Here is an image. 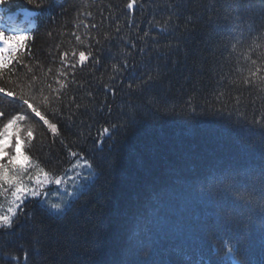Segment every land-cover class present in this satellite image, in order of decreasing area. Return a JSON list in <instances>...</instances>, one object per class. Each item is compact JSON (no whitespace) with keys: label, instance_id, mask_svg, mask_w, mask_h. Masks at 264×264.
I'll list each match as a JSON object with an SVG mask.
<instances>
[{"label":"trees","instance_id":"16d2710c","mask_svg":"<svg viewBox=\"0 0 264 264\" xmlns=\"http://www.w3.org/2000/svg\"><path fill=\"white\" fill-rule=\"evenodd\" d=\"M19 1L12 4L20 5ZM129 2L64 0L56 5L54 0L55 20L49 19L38 31L31 51L18 59L22 64L11 67L24 79L34 73L38 86L58 87L54 74L61 67V53L68 51L71 59L72 50L78 55L89 45L94 52L103 49L99 64L90 57L67 77L76 83L64 89L63 102L42 109L58 132L31 116L34 139L25 145L34 166L28 172L35 176L43 168L49 173L46 182L61 178L70 192L76 190L68 183L75 172L65 176L72 165L66 169L70 158L61 139L94 162L98 173L90 183L98 174L101 177L81 196L85 201L73 218L48 214L44 205L35 212L34 205L26 208L32 219L0 237V264H169L175 251L202 244L200 252H207L219 246L220 234L227 238L229 233L240 250L252 247L250 255L264 257L259 183L248 185L256 198L251 204L229 192L209 191L217 180L237 176L243 185L242 173L258 176L264 169V132L235 114L242 113L249 122L264 118V93L242 81L247 75L246 48L237 45L233 50L229 43L225 17L239 11L236 6L242 0H140L138 10L148 13L150 20L144 30L131 24L125 10ZM243 3L252 9L250 15L264 11L261 0ZM138 20L144 23L142 16ZM125 59L128 71L115 73L113 65L123 67ZM149 74L157 82L144 87L140 80ZM9 79L17 76L6 69L0 86L11 88L4 83ZM6 102L7 110L13 111L16 105ZM130 113L134 119L126 131L112 141L105 136L99 150L96 144L103 129ZM25 182L34 186L26 177ZM45 185L53 201L54 181ZM10 199V193L0 196V212L6 211ZM225 214L234 219L222 228ZM258 230L257 240L251 242V232Z\"/></svg>","mask_w":264,"mask_h":264},{"label":"snow or ice","instance_id":"6c2138e0","mask_svg":"<svg viewBox=\"0 0 264 264\" xmlns=\"http://www.w3.org/2000/svg\"><path fill=\"white\" fill-rule=\"evenodd\" d=\"M261 3L264 4V0H261ZM7 4L8 0H0V5ZM26 4L32 6V11L37 13L35 17L37 22L34 26L29 22L28 28L17 26L9 30L4 23L0 22V77L4 75V69L6 68L9 73L17 76L15 80L9 79L4 82L5 85L11 84V88L0 86V94L8 98L9 105H16L11 113L0 106V196H7L9 193L11 196V199L7 200L8 207L6 211L0 212V230L12 229L21 219H32L33 214L30 211L25 212L29 204L36 202L30 198H39V203L44 205L45 211L51 215L63 214L66 208L71 207L70 199L78 198L74 192H69L65 189L61 194L60 203L51 201L41 191L44 181L40 180L39 174L34 176L28 172L31 157L25 152V144L34 139V131L28 121L31 116L38 117L40 121H43L44 125H47L51 132L57 133V125L46 118L42 109L52 108L57 101L63 102L64 89L68 87L69 83H76L74 78L70 82L67 81V77L73 74L78 66H85L90 57L95 64H99L100 53L103 51L102 48H96L94 52L92 51V46L89 45L87 51L81 50L78 52V55L75 50H72L71 59H69L68 51L61 53V67L57 68L54 74V81L59 85L58 87H53L51 83L46 88L38 86L37 81L39 77L32 73L31 68H28V73L32 74H26L27 79L21 78L18 72L14 68H8V65L16 59L18 52L31 51L28 48L27 42L34 40L35 36L29 35V32L35 33L39 31L38 17L45 10L51 9L54 6V0H26ZM134 4H136V0H130L127 8L132 9ZM236 7L240 10L225 17L228 31L231 33L229 43L233 50L236 49L237 45L246 48L244 60L247 62L245 69L247 75L242 77L243 83L248 86H254L259 92L264 93V11L259 15H250L252 9L243 3V0ZM8 19L15 24L13 17H9ZM27 19L26 16L25 20ZM249 23L252 24L251 28H248ZM85 27H88V25H85ZM91 27H95V25L93 24ZM116 31H120L119 27H117ZM161 31H164V29H161ZM48 34L51 35V32ZM73 35L77 42L80 44L84 43L80 35L76 33H73ZM144 35L147 36L148 33L145 32ZM153 40L155 41V38ZM232 41H235V43H231ZM95 43L100 44V41L96 40ZM141 52H143V49H141ZM253 56H255V59ZM17 64H22V61L18 60ZM129 67L127 59H125L123 67L113 65V71L123 74L128 71ZM48 72L52 73V69L49 68ZM156 82L157 79L151 74L146 79L141 78L140 80V84L144 87H151ZM128 87L130 89L133 88V84L129 83ZM105 88L112 91L113 94L115 93V89L110 88L108 85H105ZM76 107L79 108L80 105H76ZM109 111H111L110 107ZM235 114L243 119L245 123L256 125L264 132V118L259 120L254 119L249 122L242 113L236 111ZM68 119L71 120L72 117L69 116ZM133 119L134 117L130 113L126 120L118 124L113 123L110 127H105L100 134L96 147L102 151V146L105 142L104 137L107 136L108 141L114 140L118 132L122 133L126 131ZM22 125L24 126L22 127ZM81 135H84V133H81ZM60 143L68 148L71 157L76 158L71 169L65 170V176L67 175V171L75 172L73 177L68 178V183L77 191L86 188L90 180L96 175L94 165L88 159H85L81 153L72 151L64 140L61 139ZM109 147H111V144H109ZM39 173H43L45 179L48 178L49 173L44 172L43 168L39 169ZM25 177L27 181L34 182L33 187H29V184L25 182ZM244 180L246 183L242 185L237 176L225 177L217 180L215 184H210L209 191L229 192L234 194L238 200L251 204L256 202V198L252 195L248 185L259 183L262 189L259 204L264 209V169H261L258 176L255 174L246 175ZM54 183L61 185L65 181L61 178H56ZM56 191H59V189H56ZM0 208H3V205H0ZM233 219V215H223L221 227H226ZM36 243H39V241L37 240ZM238 244L239 241L221 237L219 246L215 251L216 259L214 264H229V261H231V264H242Z\"/></svg>","mask_w":264,"mask_h":264},{"label":"rangeland","instance_id":"374dc122","mask_svg":"<svg viewBox=\"0 0 264 264\" xmlns=\"http://www.w3.org/2000/svg\"><path fill=\"white\" fill-rule=\"evenodd\" d=\"M5 162H6V158H5ZM39 178H40V180H42V181H44V182L46 181V180H45V177H43V175L39 176ZM32 183H34V182H32Z\"/></svg>","mask_w":264,"mask_h":264}]
</instances>
